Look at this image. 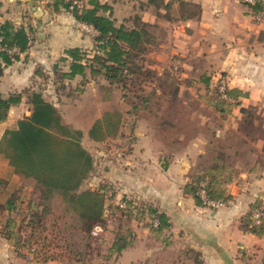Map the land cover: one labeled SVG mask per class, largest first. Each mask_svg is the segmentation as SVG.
<instances>
[{"label":"crops","instance_id":"obj_1","mask_svg":"<svg viewBox=\"0 0 264 264\" xmlns=\"http://www.w3.org/2000/svg\"><path fill=\"white\" fill-rule=\"evenodd\" d=\"M97 1L111 6L113 17L119 23L132 17L133 13L152 27L164 30L165 41L147 54L149 67L160 76L164 67L169 70L174 63H178L181 68L179 81L183 84L184 93L199 96L201 108L207 112L203 117L199 114L206 130L198 133L182 148L187 161L179 176L173 164L177 152L163 145L158 137L159 126L145 116L131 115V119H124L125 124L121 128L130 125L128 136L131 148L128 153L135 155L125 159V165L129 164L133 172L121 170L118 173L120 179L129 182L122 186L123 195H128L127 190L131 189L136 194L140 193L138 190L145 175L150 173L148 158H152V155L159 160L166 158L167 162L163 161L165 170L154 165L155 172L161 169L167 176H163L165 182L157 183L153 194L155 203L169 218L167 237L176 238L174 242L181 246L172 247V255H179L172 264H242L239 260L240 249L242 254L250 253L251 256L244 264H264V234L256 237L240 228L241 218L249 212L253 203L264 205V159L252 161L247 166L240 163L234 165L239 174L225 186L231 199L218 211L196 205L183 190L190 173L198 171L201 168L199 162L213 150L211 146L214 140L217 143L230 139L234 141L233 138L245 140L253 147L262 148L263 152H258L264 153V19H256L264 7L256 13L251 9L256 3L264 5V0H186L194 5V12L190 15L189 11H181L172 0H162L165 4H171L165 11L160 9L161 6L157 8L148 4V0ZM47 4L48 0H0V24L9 22L16 30L23 27L30 36L26 51L10 52L17 55L10 64L5 65L0 59L3 68L0 96L3 98L25 90L39 91L44 97L47 90L44 85L40 87L42 79L36 76L37 69L51 77L53 67L61 58L67 57L66 50L80 49L85 52L95 48V36L84 29L87 25L76 21L64 10L53 12ZM163 61L167 64L161 63ZM218 75L227 79L228 91L233 94L222 113L206 102L216 92ZM55 96L51 103L58 108L62 101L59 95ZM22 104L27 106L23 116L10 119V113L19 112ZM182 104L186 109L187 103ZM28 105L26 98H23L18 106L9 110L6 121L0 126V137L17 120L30 115ZM243 126L251 130L259 128L262 134L254 136L250 132L243 133ZM216 152L224 153L225 150L217 149ZM7 169L0 162V177L2 171ZM106 170L109 174L112 171L111 167ZM125 173H129L130 177ZM131 181L139 184L132 185ZM144 182L151 186L150 181ZM181 254L184 261L180 260ZM0 264L61 263H42L26 258L0 239Z\"/></svg>","mask_w":264,"mask_h":264},{"label":"trees","instance_id":"obj_2","mask_svg":"<svg viewBox=\"0 0 264 264\" xmlns=\"http://www.w3.org/2000/svg\"><path fill=\"white\" fill-rule=\"evenodd\" d=\"M172 3L177 4L181 11H189L188 15L194 12V5L186 0H172ZM148 4L166 9L171 5L162 0H148ZM47 6L53 12H69L76 21L97 32L93 39L94 55L91 61H87L90 65L83 62L85 54L80 49H69L65 51L67 57L58 62L68 63V71L57 75L61 79L73 80L77 76H84L85 70L89 69L91 74L101 76L107 83L101 86L108 96L102 100L103 113L90 123L87 134L97 143L116 138L125 121L122 109L110 101L111 87L120 88L121 98L127 99L131 92L128 83L133 82L131 76L147 78L150 75L144 65L138 64V60L142 61L152 50L147 31L151 25L143 22L137 15L119 23L113 17L111 6L97 0H87L86 3L83 0H48ZM263 7V4L256 3L251 9L256 13ZM29 44V32L23 27L16 30L9 22L0 24V59L5 65L17 58V55L10 52H24ZM2 71L0 63V76ZM53 71L56 73L57 64ZM167 71L157 75L158 79L161 80ZM177 71L181 72L180 66ZM170 72L171 76L179 80L174 75L173 66ZM156 74L153 73L152 77ZM36 76L42 80L48 78L40 68L37 69ZM176 93L177 88L172 101L176 100ZM151 95L164 100L163 95L155 92ZM227 95L233 96L230 91H227ZM23 98H26L30 106V115L17 120L0 137V162L8 168L2 171L0 177V239L19 254L21 247L32 249V259L38 262L60 260L64 254L68 261L84 264L79 256L69 252L72 244L66 236L68 231L89 234L96 225H103L108 209L120 211L129 219L137 221H142L145 213L139 203L125 197L121 200L122 207L109 203L105 194L107 187L110 189L111 184L108 182L103 183L101 180L96 187L82 189L83 183L96 167L93 156L81 145L83 131L64 123L59 110L41 92L25 90L7 98L0 96V126L6 121L9 110L18 106ZM134 98L139 96L134 95ZM148 101L147 96H142L139 103L132 102L129 114L135 115L140 109L144 110L145 107L141 105ZM226 102L216 92L213 98L207 100L219 113L225 111ZM158 110H162L161 105ZM165 122L163 117H159L158 126L165 125ZM211 153H216L211 162L191 175L183 189L201 207H206V204L197 194L199 182L206 181L204 191L208 200L226 203L231 197L225 186L239 174L235 166H228L223 162L224 155H217L214 150ZM258 209L262 210L263 220L256 225L252 216ZM149 213V227L155 236L170 228L168 216L158 207L150 206ZM15 215L20 217L19 222ZM68 216L73 217L76 222L63 231L58 221ZM51 217L56 222L48 228L47 222ZM155 220L158 222L157 226L153 225ZM240 223L244 232L261 237L264 234V205L260 202L253 203ZM60 241L63 242L62 245ZM113 247L120 253L127 247L125 239L117 238ZM51 249L61 250L62 254L52 252Z\"/></svg>","mask_w":264,"mask_h":264},{"label":"rangeland","instance_id":"obj_3","mask_svg":"<svg viewBox=\"0 0 264 264\" xmlns=\"http://www.w3.org/2000/svg\"><path fill=\"white\" fill-rule=\"evenodd\" d=\"M160 9L163 11L166 10L163 6H161ZM131 16H134L133 13ZM147 31L150 35V48L152 49L158 48V45L163 43L166 39V33L160 27L150 26ZM94 52L95 48H89L87 51L83 52L85 54L83 62L86 65H90V62L87 61H91ZM149 62L150 60L147 58V54L142 61L138 60V64L144 65L145 70L149 72L150 75L147 78L131 76L133 82L130 81L128 83L131 90L128 98H121L122 91L120 88H117V86H113L111 87L112 93L110 94V101L117 104L122 109L124 119H131L133 115L131 116L129 113L131 111L132 102L139 103L140 97L147 96L149 101L142 103L141 105L142 107H145L144 110L140 109L134 117L138 115L145 116L156 126L158 125L159 117H163L166 120L165 125H159L160 131L158 137L162 140L164 146L167 145L171 151L177 152L175 153L176 157L173 164L176 167V173L179 176L187 161V157L181 152L182 148L188 144L190 139L197 136L198 133L206 130V126L199 117V114H202L201 116L203 117L207 112L202 110V102H200L201 99L199 96L195 97L192 93H184L182 82L171 76V67L169 69L170 71L168 70L166 72L167 74L165 76L163 75V77L161 76L162 78L159 80L157 76L158 74H156L155 77H152L153 73H156V71L149 67ZM161 63H164V65L167 64L166 61ZM68 68V63H57L56 73L53 71L51 77L48 76L46 80H41L39 83L41 88L43 87L42 85H44L47 90L44 93L46 100L53 103L56 97L55 95L60 96L62 104H60L57 109L62 115L64 123L76 130L83 131L80 140L81 145L93 156V161L96 167L83 183L82 189L96 187L101 180L103 183L108 182L111 184V194L114 192V195L112 194L110 199L111 202L108 201L109 203L115 205L116 202L121 201L125 197V199L134 200L139 203L145 213L142 221H137L129 219L120 211H112L108 209L105 214L106 220L101 226L102 231L98 235H93L92 231L89 234H86L87 236L80 234L79 232H67L66 236L69 239V243L72 244V247L69 248V252L75 256H79L84 264H172V262L175 261V257H179V255H172V247L175 248L180 246L177 242H174L176 238L169 239V237H167L168 230L164 231L159 236H155L154 232L149 227V208L150 206L153 208H157L158 206L155 203V195L153 194L155 191L154 189H157V183L162 184L165 182L163 176L166 177L167 175H165L161 169L165 170L163 167V161L166 163L167 159L163 158L159 160L157 156L155 157L154 155H152V158H148L150 159V173L145 175V180H142L150 181L151 186L145 184L143 181L142 186H140L138 190L140 193L138 192L136 194V192L131 189L130 191L127 190L128 195H123L124 190L122 189V186L129 182L120 179L121 177L118 173H120L119 171L121 170H130L133 172L131 166H128L129 164L125 165V159H128L130 156L132 158L135 155V153H128L131 148V139L128 136L130 125L127 124L126 127L121 128L120 133L116 138H109L105 143L92 141L87 134L88 127L96 117L101 116L103 113L104 106L102 100H105L108 94L105 88H102L101 85H107V83L101 78V76L91 74L89 69L85 70L84 76H77L73 80L61 79L57 74L67 72ZM164 68L166 69V67ZM103 82H105V84H103ZM175 88H177V96L176 100L172 101ZM152 92H155L158 95H163L164 100H160L158 97L151 95ZM134 95L139 96V98H134ZM182 103H187L188 106L186 109L182 107ZM159 105H161L162 110H158ZM26 110L27 106L22 104L19 112L10 113V119H16L17 117L23 116ZM241 129L243 133L248 134L250 132L249 134L254 136L262 134L259 131V128L251 130L250 127L243 126ZM233 140L234 141L230 139L225 143H217L215 140L212 142L211 149L214 151H217V149L225 150L224 153H217V155H224L223 162L226 165L234 166L237 163H240L241 165L247 166L252 161H263L264 153H261L263 152L262 148L259 146H254V148L250 142H246L245 140H235V138H233ZM258 150L261 152H258ZM149 154L151 155L153 153ZM206 154V158L199 162L201 168L207 166L216 153ZM154 165L159 166L161 169L158 167L160 170L155 172ZM107 167H111L112 171L110 174L107 173ZM201 168H198L197 170H200ZM193 172L194 171L190 174L193 175ZM126 174L127 173H125V175ZM127 176L130 177V174L128 173ZM131 176L133 177V175ZM131 183L132 185L139 184L138 182L134 184L133 181H131ZM162 205L163 204L161 203V206ZM206 208L213 212L219 210L207 206ZM15 217L19 222L20 217L17 215H15ZM74 220L73 217L68 216L66 219L59 220L58 224L64 231L70 225L75 224L76 221ZM54 222H56L54 217H51L47 222L48 228H51V225ZM117 238L125 239L127 244V247L120 253H117L116 248L113 247ZM59 243L60 245L63 244L62 241ZM32 251V249L29 250L25 247L19 249V252L23 256L30 259H32ZM50 251L62 254L61 250L51 249ZM153 251H157L156 254H152ZM241 251L242 250L240 249L239 260L244 264L251 259V256L250 253L242 254ZM180 260L184 261V255H180ZM51 262L74 264L68 261L64 254L60 260Z\"/></svg>","mask_w":264,"mask_h":264},{"label":"built area","instance_id":"obj_4","mask_svg":"<svg viewBox=\"0 0 264 264\" xmlns=\"http://www.w3.org/2000/svg\"><path fill=\"white\" fill-rule=\"evenodd\" d=\"M256 19L257 21H261L264 19V10L261 11L260 13H258L256 15ZM87 32H91L94 36L97 35V32L93 29H90L89 27L85 26L84 28ZM179 68V64L178 63H174L173 64V72H174V75L178 78H180V73L177 71ZM228 81L225 77H223L222 75H218L217 79H216V85H215V88H216V93L218 95V97L222 100H225V101H228L229 100V97L227 95V91H228ZM206 185V181H201L198 183V187H199V190L197 192V194L200 196L201 199H203V202L206 204L207 207L209 208H213V209H220L222 207L225 206L226 203L222 202V201H218V200H208L206 198V195H205V191H204V186ZM105 194H106V197L108 198L109 202L111 197H112V194H111V190L107 187L106 191H105ZM115 205H118L120 207L123 206V203L122 201H119V202H116ZM134 214H136V212L134 211L133 212ZM262 220H263V213H262V210L258 209L256 210L254 213H253V216H252V221L256 224V225H259L262 223ZM153 225L154 226H157L158 225V222L157 220L153 221ZM102 231V227L100 225H96L93 230H92V234L93 235H98L100 232Z\"/></svg>","mask_w":264,"mask_h":264}]
</instances>
